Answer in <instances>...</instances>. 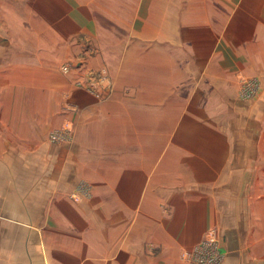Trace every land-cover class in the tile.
<instances>
[{
	"label": "rangeland",
	"instance_id": "rangeland-1",
	"mask_svg": "<svg viewBox=\"0 0 264 264\" xmlns=\"http://www.w3.org/2000/svg\"><path fill=\"white\" fill-rule=\"evenodd\" d=\"M22 3V13L36 15L37 28L45 33L38 39L47 48L39 44L38 51L54 52L45 61L55 73L53 89L58 88V72L72 90L83 92L79 96L83 106L67 100L70 90L67 95L58 89L62 98L40 102L36 110L32 106V113L93 112L107 118L97 121L105 124L97 127V152H71L72 193H114L115 198L99 201L102 207L131 193L150 205L157 203L158 191L173 200L180 161H189L190 156L200 161L199 146L217 139L222 131L236 148L250 144L248 151L240 154L235 149L232 154L234 159L245 155L253 164L259 149L256 133L264 134L259 132L264 131V0ZM38 62L45 63L43 55ZM49 138L71 143L73 120L54 126ZM90 159L97 164L96 172L88 164L81 166ZM90 175L97 176L96 184L82 180ZM210 188L183 180L177 194ZM210 236H216L222 250L213 227L181 254L188 261L194 254L195 261L207 262L213 248Z\"/></svg>",
	"mask_w": 264,
	"mask_h": 264
},
{
	"label": "crops",
	"instance_id": "crops-1",
	"mask_svg": "<svg viewBox=\"0 0 264 264\" xmlns=\"http://www.w3.org/2000/svg\"><path fill=\"white\" fill-rule=\"evenodd\" d=\"M22 6V0H0V264H192L193 255L188 261L182 251L213 227L223 250L219 264H264V155H258L264 134L256 133L252 165L244 154H232L248 151L250 144L236 148L224 131L200 145V161H180L173 200L158 191L164 201L158 197L150 205L131 193L102 207L100 200L116 195L69 190L71 152H97V127L105 126L97 121L107 118L93 112L32 113V106L36 110L69 90L67 100L83 106V95L59 79L57 69L53 89L55 73L45 61L54 52L38 51L39 44L47 48L38 39L45 33ZM65 119L73 120L74 139L54 143L49 132ZM81 163L96 172L94 159ZM91 176L82 180L94 185L97 176ZM183 180L211 188L177 194Z\"/></svg>",
	"mask_w": 264,
	"mask_h": 264
},
{
	"label": "built area",
	"instance_id": "built-area-1",
	"mask_svg": "<svg viewBox=\"0 0 264 264\" xmlns=\"http://www.w3.org/2000/svg\"><path fill=\"white\" fill-rule=\"evenodd\" d=\"M208 241H210L211 246H213V248L211 247L212 255L210 256V258L207 260V262L206 261L197 262L194 259H191L193 261L192 264H218L222 260L223 253L221 248L219 247V243L216 236L214 237L210 236V238H208ZM195 254L198 256V249H196Z\"/></svg>",
	"mask_w": 264,
	"mask_h": 264
}]
</instances>
